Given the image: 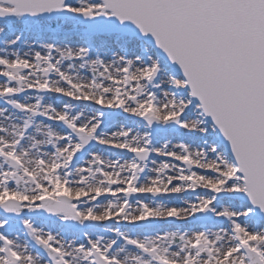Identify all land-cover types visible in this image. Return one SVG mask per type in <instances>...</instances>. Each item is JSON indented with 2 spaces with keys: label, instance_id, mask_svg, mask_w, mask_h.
<instances>
[{
  "label": "snow or ice",
  "instance_id": "6c2138e0",
  "mask_svg": "<svg viewBox=\"0 0 264 264\" xmlns=\"http://www.w3.org/2000/svg\"><path fill=\"white\" fill-rule=\"evenodd\" d=\"M0 264H264V0H0Z\"/></svg>",
  "mask_w": 264,
  "mask_h": 264
}]
</instances>
